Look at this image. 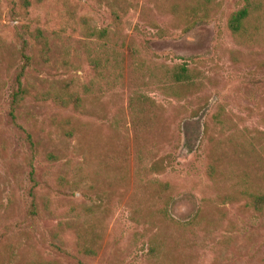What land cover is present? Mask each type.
<instances>
[{"label": "rangeland", "instance_id": "374dc122", "mask_svg": "<svg viewBox=\"0 0 264 264\" xmlns=\"http://www.w3.org/2000/svg\"><path fill=\"white\" fill-rule=\"evenodd\" d=\"M29 1L24 13L17 0H0V264H264V212L244 208L238 194L241 177L264 191V154L259 147L258 153L243 151L244 139L264 144V32L254 34L253 44L232 37L227 20L241 0ZM112 11L121 18L117 35L124 63L119 83L106 85L73 48H79L82 21L115 32ZM250 22L253 31L264 16ZM24 27L50 38L48 63ZM129 47L152 74L187 64L201 87L197 93L178 89L173 93L182 99L169 98L146 85V68L141 84L130 70ZM22 49L30 58L24 83L31 96L65 79L96 85L83 95L80 112L33 97L11 111ZM134 93L154 100L159 113L158 127L140 135L129 107ZM66 118L74 129L69 139L60 130ZM47 153L60 160L46 162ZM137 153L144 166L164 158L166 171L152 177L173 187L170 216L184 222L196 216L194 227L186 229L155 224L163 229L159 260L148 255L149 233L133 219L136 211L154 210L147 208L150 196L135 194ZM213 158L218 170L211 181L206 170ZM31 171L35 216L29 214ZM104 173L113 177L104 180ZM59 176L69 182L62 190L56 186ZM92 205L101 206L99 213L86 217ZM91 228L99 239L96 254L86 256L75 231Z\"/></svg>", "mask_w": 264, "mask_h": 264}, {"label": "trees", "instance_id": "16d2710c", "mask_svg": "<svg viewBox=\"0 0 264 264\" xmlns=\"http://www.w3.org/2000/svg\"><path fill=\"white\" fill-rule=\"evenodd\" d=\"M19 8L27 13L31 7L29 0H17ZM264 16V0H241V7L230 14L227 20V29L233 38L238 41L246 40L250 44H253L254 34L259 32H264V24L260 23L256 25L253 31L248 29L250 21L253 18H260ZM111 17L115 25V32L111 33L108 29H98L89 26L85 21H82V39L78 41L79 48H73V53L78 57H85L88 65L97 73V78L99 82H105L106 85H111L112 83H119L121 78L120 72L123 69V52L119 50V47H124V43L117 35L119 31V26L121 25V18L115 12H111ZM28 37L34 42L38 47L37 53L43 63H48L49 54L51 52L50 38L45 35V32L39 28L30 30L24 27ZM93 47V56L89 53L90 47ZM119 46V47H118ZM129 57L131 59V65L133 74L139 75V80L141 84H144V68L150 72L149 78L147 80L148 86H153L154 89L161 94L173 98L182 99L183 96L174 94L173 91L178 89H187L188 91L196 92L201 87L198 75L195 70L190 68L187 64H174L171 66H164V69L158 73L152 74L140 55L136 50H130ZM21 59L24 60V65L20 68L19 73L16 76L15 88L10 95V107L11 111L14 112L18 109L21 104L30 97H33L36 103L50 102L55 107L62 110H72L74 112H80L83 109V95L92 93L96 87L93 82L78 85L72 79H65L60 81L58 87L49 88L43 92H38L35 96H31L28 92L27 86L24 83V70L25 67L29 65L30 58L25 56L23 49L20 52ZM65 58L62 60L63 65L67 66L69 62L67 61L68 52H65ZM103 84V83H102ZM105 86V85H104ZM134 98L130 100V110L132 111L133 117L135 118L138 127V135L142 134L147 129H156L158 127L157 121L159 118L158 107L154 100L143 97L139 93H134ZM11 112V113H12ZM196 113V112H195ZM12 115V114H11ZM71 120L66 118L62 120V125L60 127L62 136L65 139H69L74 135V129L70 128ZM192 125V123H189ZM186 125V124H185ZM197 131L199 130V122H194L192 125ZM190 138L185 132L184 146L188 147L190 143ZM243 151H249L251 153L256 152V147H259L260 152L264 154V144H256L254 138L243 140ZM60 158L53 154L47 153L45 156V161L48 163H57ZM144 156L141 153H137V166L135 167L134 173V184H135V194L138 196H150L151 202H147V208H152V213L150 215L141 214L136 211L133 219L135 223L143 227V231L149 233L147 242L149 245L148 255L151 259L159 260L162 256V250L164 244L160 243V236H162V228L160 226H155L159 224L164 227H170L172 229H186L194 227L196 222V216L191 218L190 221L184 222L173 219L169 214V208L174 201V191L170 183L165 181H160L152 175H161L166 171V167L163 164L164 158H159L154 160L148 166H144ZM218 160L215 158L211 159L210 164L207 166V176L211 181L216 179L217 173V163ZM34 172L31 171L29 174V181L33 185L30 188L29 196L31 198L30 204V216H35L38 208L36 205V194L33 192L36 187V182L34 180ZM113 177L112 173H104L103 179L109 180ZM68 178L65 176H59L56 181V186L58 189H64L69 182ZM241 190L238 192L241 198L244 199V208L248 209L257 214H262L264 212V191L261 189H253L250 183L246 180V177H241L238 183ZM107 196V192L104 193ZM227 198L230 196H226ZM225 197V199H226ZM232 201V198H229ZM48 204V200L46 202ZM101 206L92 205L85 209L84 215L86 217H91L94 213H99L98 209ZM95 228L90 230H77L75 231L77 245L79 247V252L86 256H93L96 254L95 245L98 244V235L94 233ZM57 236V234H56Z\"/></svg>", "mask_w": 264, "mask_h": 264}]
</instances>
